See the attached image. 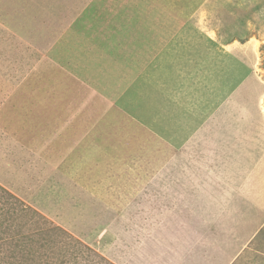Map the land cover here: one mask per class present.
Returning <instances> with one entry per match:
<instances>
[{
  "label": "rangeland",
  "instance_id": "obj_1",
  "mask_svg": "<svg viewBox=\"0 0 264 264\" xmlns=\"http://www.w3.org/2000/svg\"><path fill=\"white\" fill-rule=\"evenodd\" d=\"M262 188L264 0H0V264H264Z\"/></svg>",
  "mask_w": 264,
  "mask_h": 264
},
{
  "label": "crops",
  "instance_id": "obj_2",
  "mask_svg": "<svg viewBox=\"0 0 264 264\" xmlns=\"http://www.w3.org/2000/svg\"><path fill=\"white\" fill-rule=\"evenodd\" d=\"M254 179H250V184H254ZM258 183V182H257ZM250 202H252V204H254V206L256 207V209L261 210V212H259L262 214L260 218H258V220L260 221L258 225H256L255 223V227L252 228V230L250 231V235L248 236V238L250 239L251 237H253L263 226L264 224V189L262 188L259 192L256 193V196L250 200ZM246 205L243 207H241L240 209H236L234 211V213H242L245 212V208L247 207V203H245ZM233 214L232 212L230 213V215ZM258 215V216H259ZM245 218V217H244ZM243 220V219H242ZM247 223H251L254 222L251 218L246 220ZM241 228H243V230H246V225L241 221ZM245 228V229H244ZM247 237V236H246ZM248 238L246 239V241L248 240Z\"/></svg>",
  "mask_w": 264,
  "mask_h": 264
},
{
  "label": "trees",
  "instance_id": "obj_3",
  "mask_svg": "<svg viewBox=\"0 0 264 264\" xmlns=\"http://www.w3.org/2000/svg\"><path fill=\"white\" fill-rule=\"evenodd\" d=\"M7 194V193H6ZM8 196H10V194H7ZM12 197V196H11ZM16 234H18V233H16ZM19 235V234H18ZM19 237H20V235H19ZM2 245V244H1ZM10 256H12V257H14V258H16L15 256V252L14 251H12L10 254H9Z\"/></svg>",
  "mask_w": 264,
  "mask_h": 264
}]
</instances>
